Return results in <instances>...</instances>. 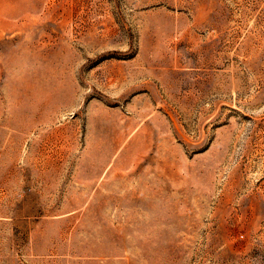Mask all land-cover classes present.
Instances as JSON below:
<instances>
[{"label": "rangeland", "instance_id": "obj_1", "mask_svg": "<svg viewBox=\"0 0 264 264\" xmlns=\"http://www.w3.org/2000/svg\"><path fill=\"white\" fill-rule=\"evenodd\" d=\"M0 264H264V0H0Z\"/></svg>", "mask_w": 264, "mask_h": 264}]
</instances>
